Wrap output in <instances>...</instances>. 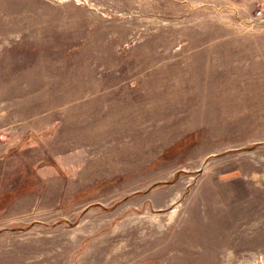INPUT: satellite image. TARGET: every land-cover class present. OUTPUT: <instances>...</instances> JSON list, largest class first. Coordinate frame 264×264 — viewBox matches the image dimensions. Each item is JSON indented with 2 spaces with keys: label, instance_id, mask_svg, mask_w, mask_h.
Returning <instances> with one entry per match:
<instances>
[{
  "label": "rangeland",
  "instance_id": "1",
  "mask_svg": "<svg viewBox=\"0 0 264 264\" xmlns=\"http://www.w3.org/2000/svg\"><path fill=\"white\" fill-rule=\"evenodd\" d=\"M0 264H264V0H0Z\"/></svg>",
  "mask_w": 264,
  "mask_h": 264
}]
</instances>
